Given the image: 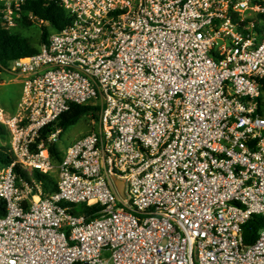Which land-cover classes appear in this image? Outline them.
Returning a JSON list of instances; mask_svg holds the SVG:
<instances>
[{"label": "built area", "instance_id": "built-area-1", "mask_svg": "<svg viewBox=\"0 0 264 264\" xmlns=\"http://www.w3.org/2000/svg\"><path fill=\"white\" fill-rule=\"evenodd\" d=\"M59 1L71 23L0 65L23 93L14 118L0 104V264H264V226L244 243L264 217V0ZM0 3L16 26L24 0ZM72 104L97 129L55 163L42 133Z\"/></svg>", "mask_w": 264, "mask_h": 264}, {"label": "trees", "instance_id": "trees-1", "mask_svg": "<svg viewBox=\"0 0 264 264\" xmlns=\"http://www.w3.org/2000/svg\"><path fill=\"white\" fill-rule=\"evenodd\" d=\"M21 19L25 21H31L30 16L35 18V21L43 25V33L41 39V46L46 44L50 35L53 32L63 30L67 25L71 23V17L65 8L60 4L59 0H24V4L21 7ZM52 32V33H51ZM40 48H36L29 39L21 36L8 29L5 24L0 20V65L8 67L13 61L31 57L38 54ZM264 88V78L262 80ZM98 107L84 106L78 104H72L68 111L63 113L59 119L50 124L42 133V138H47L57 130H60V136L64 134L69 128L73 127L83 117H94L98 119ZM258 113L264 114V96L259 101ZM9 141V134L6 128L0 124V141ZM51 158L55 163L61 161L62 152L58 148L57 144L49 145ZM14 158L9 151L8 145L0 146V165L8 166L12 164ZM18 177L27 183H30L29 175L19 167L15 168ZM34 176L39 184L44 189L45 194L53 193L57 189V179L53 176L41 175L39 172H35ZM102 210L100 205H94L88 207L82 205L78 208L77 213L86 215L88 218H93L98 215ZM6 213V204L3 200H0V217ZM264 226V217L255 215L248 223L244 225V243L246 246H250L258 239L260 230Z\"/></svg>", "mask_w": 264, "mask_h": 264}, {"label": "rangeland", "instance_id": "rangeland-1", "mask_svg": "<svg viewBox=\"0 0 264 264\" xmlns=\"http://www.w3.org/2000/svg\"><path fill=\"white\" fill-rule=\"evenodd\" d=\"M2 5L0 3V20L5 24ZM11 31L20 34L30 40L36 48L41 47L43 25L34 21L17 20L16 26L10 28ZM52 33V32H51ZM19 80H11L9 75H3L2 85L0 86V104L4 107L8 117H16L21 110L20 104L23 100V93L19 90ZM22 86V85H21ZM98 119L88 116L83 117L76 125L69 128L62 136H59L57 146L61 151H65L79 137L96 131ZM6 140L0 141V146H7ZM53 178L58 179L57 172L53 173ZM121 191L125 190V184L122 183ZM81 206L78 208L80 209Z\"/></svg>", "mask_w": 264, "mask_h": 264}, {"label": "crops", "instance_id": "crops-1", "mask_svg": "<svg viewBox=\"0 0 264 264\" xmlns=\"http://www.w3.org/2000/svg\"><path fill=\"white\" fill-rule=\"evenodd\" d=\"M19 90H20V92H21V95H22V86H21V84H19Z\"/></svg>", "mask_w": 264, "mask_h": 264}]
</instances>
